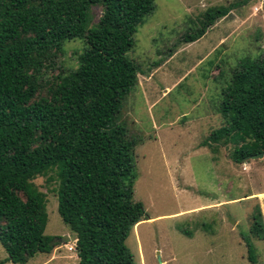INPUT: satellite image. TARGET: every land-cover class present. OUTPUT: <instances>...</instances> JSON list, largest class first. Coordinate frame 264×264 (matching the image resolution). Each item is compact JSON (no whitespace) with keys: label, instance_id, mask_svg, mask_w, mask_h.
I'll return each instance as SVG.
<instances>
[{"label":"trees","instance_id":"trees-1","mask_svg":"<svg viewBox=\"0 0 264 264\" xmlns=\"http://www.w3.org/2000/svg\"><path fill=\"white\" fill-rule=\"evenodd\" d=\"M156 1L0 0V244L7 261L27 264L59 245L45 235L48 199L35 183L47 177L58 183V212L77 241L79 264H135L126 241L150 218L134 200L137 142L118 116L139 82L140 67L127 54ZM238 7L208 8L180 42L200 40ZM93 8L102 14L90 27ZM77 40L84 42L78 67L60 70L66 44ZM219 112L226 124L203 147L217 153L233 145L231 158L240 163L264 154V51L233 70ZM252 218L241 236L257 264L259 207Z\"/></svg>","mask_w":264,"mask_h":264},{"label":"rangeland","instance_id":"rangeland-1","mask_svg":"<svg viewBox=\"0 0 264 264\" xmlns=\"http://www.w3.org/2000/svg\"><path fill=\"white\" fill-rule=\"evenodd\" d=\"M243 1L157 0L127 54L140 67L139 82L118 124L137 142L134 200L150 218L126 241L135 264H252L241 233L250 230L257 207L264 219V157L240 163L231 158L233 145L217 153L202 146L226 124L219 105L233 70L264 51V0ZM234 2L240 7L203 38L180 42L200 27L208 8ZM91 14L93 27L102 10L93 8ZM65 48L58 66L73 71L84 42ZM35 183L48 199L45 235L59 245L27 264H79L75 237L58 212V183L47 177ZM65 236L70 240L62 242ZM256 247L257 264H264V242ZM7 260L0 244V263L14 264Z\"/></svg>","mask_w":264,"mask_h":264},{"label":"water","instance_id":"water-1","mask_svg":"<svg viewBox=\"0 0 264 264\" xmlns=\"http://www.w3.org/2000/svg\"><path fill=\"white\" fill-rule=\"evenodd\" d=\"M264 157V154H258V155H252V156H248L246 159L247 160H251V159H253V160H256V159H259V158H263ZM70 240V237H68V236H65V237H63L62 239H61V241L62 242H66V241H69Z\"/></svg>","mask_w":264,"mask_h":264},{"label":"crops","instance_id":"crops-1","mask_svg":"<svg viewBox=\"0 0 264 264\" xmlns=\"http://www.w3.org/2000/svg\"><path fill=\"white\" fill-rule=\"evenodd\" d=\"M76 242H77V241L75 240V244H74V250H76Z\"/></svg>","mask_w":264,"mask_h":264}]
</instances>
